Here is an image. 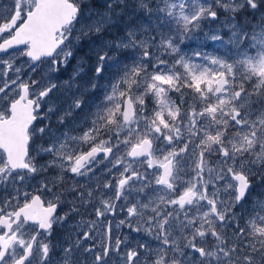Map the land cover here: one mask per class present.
Returning a JSON list of instances; mask_svg holds the SVG:
<instances>
[{
    "label": "snow or ice",
    "instance_id": "obj_1",
    "mask_svg": "<svg viewBox=\"0 0 264 264\" xmlns=\"http://www.w3.org/2000/svg\"><path fill=\"white\" fill-rule=\"evenodd\" d=\"M262 6L136 0L126 19L125 0H103V11L82 0L0 5V264H78L81 249L91 264L113 254L120 264H264V200L247 205L253 177L264 180V17L238 21ZM221 15L226 33L203 31ZM200 40L224 55L184 50ZM82 42L91 63L67 73ZM97 172L106 178L95 187L77 179ZM81 207L96 219L54 243V226ZM119 213L116 228L151 241L113 242L109 222L97 245L100 218Z\"/></svg>",
    "mask_w": 264,
    "mask_h": 264
},
{
    "label": "rangeland",
    "instance_id": "obj_2",
    "mask_svg": "<svg viewBox=\"0 0 264 264\" xmlns=\"http://www.w3.org/2000/svg\"><path fill=\"white\" fill-rule=\"evenodd\" d=\"M84 4H87L90 6L92 10H100L103 11V0H82ZM125 2L129 5L127 9V15L125 16L126 19H129L133 16H136L139 12L137 10L136 13L132 12V6L136 3V0H125ZM9 3V0H0V5H7ZM87 11V9H86ZM117 11H121V9H117ZM261 17H264V6L260 7L258 10H251L248 9L247 11L241 12L238 21L242 24H248V25H257L260 23ZM142 19V17H141ZM224 15L220 16V19L213 23L212 21H205L203 22V31L208 32L210 29H222V33L227 32V28L224 27ZM252 29L249 28V31ZM203 33H201V36ZM227 39V37H225ZM202 45V50L205 52H208L213 55H224V49L219 48L217 44H214L211 41H191L187 43V47L184 48L186 52L191 54V50L193 48H196L197 45ZM92 55V53L89 51V46L86 42H82L81 50L77 53L76 59H73L67 69V73H70L72 71V66L77 63V60H79L81 57L84 58V61L86 64L91 63L90 60H88V56ZM47 73V66L42 65L38 69V75L34 78H39V76H44ZM67 73L62 77V79H67ZM88 75H91V73H88ZM103 83V81H101ZM99 96H102V92L98 94ZM175 98V97H174ZM256 107H259L257 105ZM53 125L55 126V117H52ZM47 123V121H45ZM37 148L38 146L43 142L40 139L36 140ZM46 159V157L44 158ZM43 162V159H41ZM44 178L43 174L36 175L35 179L29 181L32 185H37L42 179ZM97 178L100 180V182H103V180L106 178L104 175H102V172H97L96 178H93L90 181H86V179L77 178L79 180L80 184H85L86 182L91 186L95 187V184L97 182ZM253 190L251 192V195L247 201V205L251 206L256 200H264V180L261 179V176L257 174L255 177H253ZM69 200H71V197H68ZM69 210V205L65 204V206L62 208L60 215H63L65 212ZM240 209H237V212H239ZM124 218L123 213H119L118 215L113 216L112 214H109L106 218H100V221L97 223L96 228V237L95 242L97 245L100 243L101 239L103 238V234L106 231V227L111 222L112 226V239L113 242L115 241V238L119 236L121 239H124L125 237L128 238L129 246L134 245L136 242L144 243V242H150L151 237L147 236V234L141 232V233H135L131 232L127 225H122L120 228H116V223ZM95 220V214L93 212V209L91 207L84 208L81 207L79 214H73L70 215L67 219L66 223L63 224H57L54 226V234L52 237V240L54 243L56 242H62L64 238L71 237L72 239H75L76 232L79 231V229L75 228V225L81 220ZM83 230H87L85 227ZM92 242L89 241L88 243L84 244V247H89ZM152 247H155V243H151ZM78 264H91L92 257L88 254L83 253L82 249L80 254L77 256ZM58 261V255L53 256V264H57ZM112 262L115 263V256L112 258Z\"/></svg>",
    "mask_w": 264,
    "mask_h": 264
},
{
    "label": "flooded vegetation",
    "instance_id": "obj_3",
    "mask_svg": "<svg viewBox=\"0 0 264 264\" xmlns=\"http://www.w3.org/2000/svg\"><path fill=\"white\" fill-rule=\"evenodd\" d=\"M43 123H46V122H43ZM40 126H42V124H37V127H40ZM34 139H35V141H36V140H39V137H38V136H37V137H34ZM36 144H37V142H35L34 144L31 145V150H32V154H33V155H36V151H35V150L37 149ZM37 159H41V158L38 156ZM41 163H42V161H41ZM4 194H5V193H3L2 191H0V196H2V195H4ZM61 210H62V208L59 210V214H60ZM98 245H99V244H98ZM113 256H115V263L112 262V258H113ZM112 258H111V260L109 261V264H120V260H119V257H118L117 255L113 254V255H112Z\"/></svg>",
    "mask_w": 264,
    "mask_h": 264
}]
</instances>
